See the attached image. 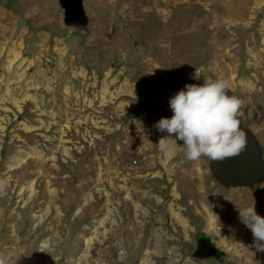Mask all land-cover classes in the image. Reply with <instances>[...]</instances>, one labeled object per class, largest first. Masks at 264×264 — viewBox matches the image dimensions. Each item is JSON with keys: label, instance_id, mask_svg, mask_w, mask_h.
I'll return each instance as SVG.
<instances>
[{"label": "rangeland", "instance_id": "obj_1", "mask_svg": "<svg viewBox=\"0 0 264 264\" xmlns=\"http://www.w3.org/2000/svg\"><path fill=\"white\" fill-rule=\"evenodd\" d=\"M81 3L84 29L63 23L58 0H0V255L264 264L240 217L264 218V176L222 185L181 140L169 160L155 127L186 85L223 80L264 160V0ZM200 232L209 258L190 255Z\"/></svg>", "mask_w": 264, "mask_h": 264}, {"label": "clouds", "instance_id": "obj_2", "mask_svg": "<svg viewBox=\"0 0 264 264\" xmlns=\"http://www.w3.org/2000/svg\"><path fill=\"white\" fill-rule=\"evenodd\" d=\"M170 99L174 115L161 118L155 127L167 132L161 138L167 158L172 159L176 140L184 142L186 158L197 161L202 156L211 160H224L238 156L246 147V134L238 119L243 101L234 95H227L228 85L223 80L204 81L203 85L188 84ZM175 134V139L172 135ZM172 140L171 145L166 141ZM242 222L251 230L257 251H264V218L254 207L240 211ZM8 257L0 255V264H7Z\"/></svg>", "mask_w": 264, "mask_h": 264}, {"label": "water", "instance_id": "obj_3", "mask_svg": "<svg viewBox=\"0 0 264 264\" xmlns=\"http://www.w3.org/2000/svg\"><path fill=\"white\" fill-rule=\"evenodd\" d=\"M58 1L63 9V23L67 26L84 29L87 24V17L81 0ZM66 10L71 13L70 16H66ZM226 94L229 96L233 95L230 90ZM240 127L245 131L247 141L246 147L241 154L225 158L224 160H211L209 158L208 161L211 175L225 186H253L264 176V160L257 140L252 131L241 125V123ZM209 243L211 244L212 242L209 240ZM209 249H211L209 245H202L190 255L193 257H206L205 252ZM214 249H216L215 246Z\"/></svg>", "mask_w": 264, "mask_h": 264}, {"label": "flooded vegetation", "instance_id": "obj_4", "mask_svg": "<svg viewBox=\"0 0 264 264\" xmlns=\"http://www.w3.org/2000/svg\"><path fill=\"white\" fill-rule=\"evenodd\" d=\"M71 15V13L70 12H68V10H66V16H70ZM209 238L205 235V234H203L202 232H200V233H197L196 235H195V237H194V247H193V250H192V252L195 250V249H197V248H199L200 246H202V245H209L210 247H211V249H209V250H206V252H205V254L207 255L206 257H202V258H209V257H211V256H213V255H215V253H216V249H214V244L213 243H209ZM199 255H201V253H199Z\"/></svg>", "mask_w": 264, "mask_h": 264}, {"label": "bare ground", "instance_id": "obj_5", "mask_svg": "<svg viewBox=\"0 0 264 264\" xmlns=\"http://www.w3.org/2000/svg\"><path fill=\"white\" fill-rule=\"evenodd\" d=\"M208 222L210 226H213V219L211 216L208 217Z\"/></svg>", "mask_w": 264, "mask_h": 264}]
</instances>
